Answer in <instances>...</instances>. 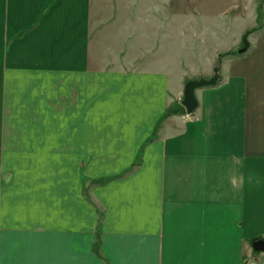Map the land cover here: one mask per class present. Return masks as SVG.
Here are the masks:
<instances>
[{"label": "crops", "instance_id": "1", "mask_svg": "<svg viewBox=\"0 0 264 264\" xmlns=\"http://www.w3.org/2000/svg\"><path fill=\"white\" fill-rule=\"evenodd\" d=\"M233 1L253 47L179 115L167 73L97 67L108 1L0 0V264H264V20Z\"/></svg>", "mask_w": 264, "mask_h": 264}, {"label": "rangeland", "instance_id": "2", "mask_svg": "<svg viewBox=\"0 0 264 264\" xmlns=\"http://www.w3.org/2000/svg\"><path fill=\"white\" fill-rule=\"evenodd\" d=\"M104 2L108 4V12L102 17L103 21L108 18V22H115L113 26H116L117 39L122 44L124 56H103L97 67L105 63L104 58H108L107 64L111 69H122L128 73L134 71L167 73L170 87L176 88V97L171 106L172 113L176 111V114L186 115L183 101L188 83L202 79L209 81L215 75L220 79L224 65L230 64L235 56H244L253 47L249 37L256 30H247L239 38V25L232 22L228 11H223L227 7L233 9L232 6L236 3L233 0H104ZM257 4L259 30L263 26L264 13L260 8V0H257ZM157 5L166 7L167 12H160ZM171 9L174 12H169ZM248 15L246 13V16ZM207 21L209 24L206 25ZM223 21L229 24L224 30ZM160 24L163 28L166 27L159 32L161 36L157 34ZM107 29L103 30L101 35H107ZM113 45L115 46V38L112 39ZM144 48L153 49L151 53L154 56H138ZM227 68L223 69L224 73ZM209 86L214 85L204 87ZM137 164L138 162L122 176L134 171Z\"/></svg>", "mask_w": 264, "mask_h": 264}, {"label": "water", "instance_id": "3", "mask_svg": "<svg viewBox=\"0 0 264 264\" xmlns=\"http://www.w3.org/2000/svg\"><path fill=\"white\" fill-rule=\"evenodd\" d=\"M219 76L215 75L214 78L207 81L205 79L192 81L187 84L184 90L183 106L188 115H191L198 108V100L196 98V90L207 85H216L219 81ZM252 246L255 252L264 253V239L260 238L252 242ZM247 264V263H245Z\"/></svg>", "mask_w": 264, "mask_h": 264}, {"label": "trees", "instance_id": "4", "mask_svg": "<svg viewBox=\"0 0 264 264\" xmlns=\"http://www.w3.org/2000/svg\"><path fill=\"white\" fill-rule=\"evenodd\" d=\"M168 115H170V113H169V112L166 114V116H168Z\"/></svg>", "mask_w": 264, "mask_h": 264}]
</instances>
